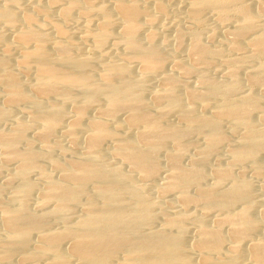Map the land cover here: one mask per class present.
<instances>
[{
  "label": "bare ground",
  "instance_id": "bare-ground-1",
  "mask_svg": "<svg viewBox=\"0 0 264 264\" xmlns=\"http://www.w3.org/2000/svg\"><path fill=\"white\" fill-rule=\"evenodd\" d=\"M185 1L191 23H198L199 12L205 9L225 18L229 6L239 2ZM2 2L0 22L14 27V31L10 38L2 35L3 30L0 32V168L11 164L3 182L5 187L9 185L8 193L3 191L7 195L0 198V264H264V205L259 212L254 210L249 182L241 177L239 169L231 172L229 168L246 163L254 176L264 172V158L256 160L264 154V130L258 127L260 121L264 123V61L257 62L251 74L238 79L261 87L260 97L249 88L238 95L232 69L225 80L210 79L198 71L195 86H185L175 74L193 75V69L176 60L172 62L176 72H164L159 55L136 42L139 19H153L151 10L140 0H107L106 4L50 0L51 4H62V17L73 12L86 21L85 48L84 39H71L62 24L53 23L56 19L49 22V27L61 39L56 37L57 41L48 47V33H42L45 22H38L49 15L47 3L45 7L43 2L35 3L34 15L22 9L18 14L13 11L19 7L18 0ZM148 2L151 9L160 12L156 0ZM251 10L244 3L240 6V18L232 29L229 45L235 51L246 46L252 56L264 57V22H258ZM93 15L98 24L91 29L87 25L93 20L88 17ZM116 26L119 30L115 31ZM185 30L176 31V40H181ZM186 32L190 39L188 55H197L196 59L191 57L196 63L204 65L205 59L223 55L218 48L199 44L195 31ZM145 37L149 42L152 34ZM239 37L246 39L244 44H239ZM115 43L119 50L110 51L111 57L99 62L97 50L109 49ZM134 67L141 73H133ZM26 74L28 81H24ZM157 74L163 86L146 89L143 96L146 77ZM98 99L103 105L96 115L86 114ZM65 105L72 108L74 117L65 120L69 123L67 127L63 125L64 133L72 144L81 139L82 145L76 154L68 149L71 156L61 165L48 154L52 150L62 154L58 144L49 141L35 150L24 131H32L35 125L31 134L36 137L54 132L64 122ZM12 107L27 118L15 117L12 125L4 128ZM173 114L175 124L166 119L168 115L173 118ZM253 117L259 120L257 124ZM218 123L226 127L217 129ZM224 134L231 138L225 139ZM193 136L199 137V145L194 147L189 165L181 166L182 150L194 145ZM185 137L188 138L183 141ZM104 141L111 142L108 153L119 165L103 162L98 145ZM166 145L173 149L160 152L165 175L157 182L163 168L155 154ZM216 145L226 148L224 165L217 163L218 156L213 165L207 163ZM45 160L48 167L58 171V177L41 168ZM31 172L42 183L34 204H48L46 212H32L27 207L32 195L27 175ZM144 181L151 184L155 194L172 195L178 208L195 207V217L180 211L166 212L163 201L155 202L145 192ZM258 189L264 192V186ZM208 214L216 218L204 221ZM51 217L59 224L55 229L48 226L49 219L53 221ZM155 217L160 221L152 226ZM187 223H193L196 229L190 240L185 235Z\"/></svg>",
  "mask_w": 264,
  "mask_h": 264
},
{
  "label": "rangeland",
  "instance_id": "rangeland-1",
  "mask_svg": "<svg viewBox=\"0 0 264 264\" xmlns=\"http://www.w3.org/2000/svg\"><path fill=\"white\" fill-rule=\"evenodd\" d=\"M2 1L3 0H1L0 2H2ZM18 1H19V7H17V9L16 8L13 9V11H15L17 14L20 13L21 12V9H22V11L23 10L24 11L27 10V11H30V13H32V14L35 15V12H34V8L33 7L35 6V3H38V2L39 3H42L43 2V4H41V5H43L44 7L47 6V4L49 5V6H47L48 8L45 7L47 10H49L48 13H49L50 16L48 15V17H47L48 20L46 18H44L43 20L38 19L39 20L38 22L43 23L42 25H44V22H45V25L42 26V33L44 32V35H45L46 32L48 33L47 35L49 37L46 35V41H47L46 44H49V46L47 45L48 47H50L51 45L54 44V42L57 41L56 40V37L58 38V40L61 39V37L59 35L57 36L56 33L52 32L51 31L52 28L49 27L50 24H51V22H53L55 19L57 21L55 20V22H53V23L62 24L63 27H64V30L67 31L66 33H69L68 34L69 37L71 35L70 38L73 39L74 41H78L77 38L79 36H80L79 38H83L84 37V35L86 33L85 30H84L85 29L86 21L83 22L84 19H82L81 17L80 18L77 17L73 12H68L65 15V17H67V19L64 16H63L64 17L63 18L61 16L60 11H59V9L62 8L61 5L62 4L64 5L63 2L59 1L62 4H60L59 2L58 3L55 2L54 3L55 5H54V4L49 3L50 0H48V2H46L47 0H39V1L38 0H18ZM90 1L93 4H95V3L96 4H106L107 3V0H103V1L102 0H98V2L96 0H90ZM100 1H102V3ZM140 1H142V3L144 4V6L146 8H148L149 11L151 10V12H152L151 14L153 15V19L151 21H149V22H145V21L142 22L139 19L140 27H139V31H138V34H137L138 36L136 38V42L138 43L139 46L148 47L151 50L155 51L159 55L160 60H161V68H162V70L164 72H168L169 71L170 73L171 72L172 73H175L176 71L174 70V68L172 66V64H173L172 62H174L176 60L183 61V63L186 65V67L188 66L187 68L193 69L194 74L193 75L188 74L189 76L188 75H182L181 76V75H179L177 73V74H175V77L177 79L182 80L181 82H183L185 84V86H192V85L195 86L194 83H197V82H195L197 80L196 76L199 75L198 74V71L201 72V73H203V74H205L210 79L214 78V79H217L218 80L220 78V80H225L227 71L229 69H232L233 70V72H232L233 73V76L236 79V83H237V90H239V91L241 90L240 92L237 91L238 92V95L239 94H242V92H244V91L247 92L250 89L252 91V93H253L254 96H258V97L261 96L260 95V93L262 92L261 87H257L256 86L257 88H255V86L248 85V83L245 84V82L243 80H241V82L239 80H240V77L241 76L242 77H245V74H251L254 71L253 69H255L256 65L258 64L257 62L264 61V57H262V56H252L250 54V51L247 50V47L245 45H243V46L246 47V48L244 47L245 50H244V48H242L243 50L241 49L239 51H235L234 49H231V47L229 45V40H230V38L232 39V37H233L232 36V31L236 28V25L238 24L237 22L239 21V18H240V16H239V8H240V6L243 3L245 5H247L250 9H252L251 10L252 12H255L256 18L258 19V22H262V21L264 22V11H261V7H260L261 6L260 3H263V5H264V1L263 0H261V1L260 0H241V1L239 0V2L237 1V3L234 2L233 3V6H232V4L229 6V9L231 11L228 10V14H227L228 18H227V16L225 18H221V17H219L218 14L215 15L214 12H212V11L210 12L209 10H206V9L205 10H202V11L199 12L200 21L198 23H191L189 21V19L187 18L186 13H185V7H184V5H185L184 3L186 2L185 0H156L159 3V5H160V12L159 13L153 7H152L153 10L151 9V6L152 5L150 4V2H148L149 0H140ZM257 1H260V3L258 4ZM2 3H4V2H2ZM2 3L0 5H2ZM45 3H47V4H45ZM235 4H236V6H235ZM149 5H150V7H148ZM18 8H20V9H18ZM235 9H237V10H235ZM32 10H33L34 13L31 12ZM155 10H156V13H155ZM17 11H19V12H17ZM54 12H55V14H54ZM51 17H53V18H51ZM70 17H73V18H70ZM94 17H95L94 15L88 17L89 19H91V21L93 20L92 22H90L91 25L90 24L87 25L89 28H91V26H92L91 29H94L97 26V24H98V22H97L98 21V18L95 19ZM49 19H51L52 21L49 20ZM60 19H62V20H60ZM70 19H72V20H70ZM46 20H47V23L48 24L46 23ZM67 20L68 21L70 20V21L68 22ZM49 22H50V24H49ZM46 25H48V26H46ZM117 26L119 27V24H117ZM117 26L115 27V31L116 30H119V28H120V27L118 28ZM43 27H44V30L45 31L43 30ZM0 28H1L0 29V32L3 30L1 32L2 35L4 36V34H5V37L9 36V38L11 37V34L14 31V27H7V26L3 25L1 22H0ZM49 28H51V29H49ZM185 29L190 30V31H193V32L194 31L196 32V40L198 41L199 44H201V45H203L205 47H208V48L211 47L210 49L218 48V49H220L223 52L222 53L223 55L221 57L218 56V57H210L208 59H205V64L204 65L196 63L195 59L197 58V55H195V56L194 55H188L189 54V51H188L189 49L188 48H189L190 39L188 38V35H187V32H186L187 30H185ZM179 30H185V34L183 35V33H182L183 36H181L182 37L181 40L180 39L179 40H176V31H179ZM4 31H6V32H4ZM149 33L152 34V37H151V39H150L149 42H145L146 41V39H145L146 37L145 36H148ZM76 34H78V35H76ZM248 34L250 35L251 33H248ZM249 35H246L247 36V39H248V36ZM246 36H243V37H246ZM243 37L242 38L239 37L240 39L239 38H236V40H238V39L241 40V41L238 40L239 41V44L240 43L241 44H244L243 42L246 41V39L243 38ZM48 38H50V39H48ZM243 39H245V40H243ZM48 40H49V42H48ZM51 41H52V43H51ZM86 45H87V41L84 39L82 41V46L85 48ZM119 48H120V46H119L118 43H115L113 46H111L109 48L110 50L107 47H104L103 49L100 48L99 50H97L96 58L99 60V62H104L103 60H107V58L111 57L110 51L115 52L116 50H119ZM112 55H113V53H112ZM192 56L195 57V59L194 58H191ZM241 56H243V57H241ZM257 57H259V58H257ZM231 58H232V60L233 59H235V60L232 61ZM246 58H248V59H246ZM228 59H229V61H227ZM251 70H253V71H251ZM196 72H197V75L195 76ZM133 73L139 74L141 72H140V69H136V67H134V72ZM25 76H24V81H28L29 75L26 74ZM158 76L160 77L159 74H157V76L156 75H154V76L153 75H150V76H147L148 78L146 77L145 82H144V86L145 87L142 90L143 96H144V94L148 90L158 89L159 86L160 87L163 86L164 83L161 81V78H158ZM149 77H151V78H149ZM263 78H264V76H263ZM146 83H147V86H146ZM187 84H189V85H187ZM151 87H153V88H151ZM146 89H148V90L146 91ZM246 89H248V90H246ZM178 93L180 94V90H179ZM98 100L99 101L95 100L96 102L94 101L95 103L93 102L92 103V106L90 105L89 109L86 110V114L89 113L88 115L92 116L95 113L94 115H96V111H98V108L100 106L102 107V105H103V102H101L100 99H98ZM153 106H155V105H153ZM263 106H262V108L264 110V107ZM71 110H72V108L70 106H66L65 107V111L67 113H66V115L64 117L65 119H63L64 122L61 123L62 125H59L60 127L58 126L54 130V132L51 131L47 135H45L43 137H36L34 134L33 135L31 134V132L34 133L33 130H35V128H36L35 125H34V128H33L32 131H30V130H25L24 131L25 138L28 140V143L30 144V146L32 148H34L35 150H37V148H39L40 146H42L44 143L45 144L47 142L49 143V141L58 144L61 147L62 151H63V152L61 151L62 154H60V151H57V150H52L48 154L50 155V158L53 159L55 162L60 163V164L62 163L61 165H63L64 163H66V161L71 156V154H67L68 151L70 153L72 152L73 154L79 153V151H81V148H80L81 145H82L81 139H79V141H78V139L75 140L74 141V144L75 145H74V144L71 143V141L68 140V138L66 137L67 136L66 133H64V132H66V130H65L66 127H67L66 124L69 123L68 121H71V119H73L72 118L73 113H72ZM9 114L12 117L10 116V118L7 120V122L5 121V123H3V125H4L3 127L4 128H7V127L11 126L12 125L11 124V121L13 119L21 118V119H25L26 120V118H27V116L24 113H22V111H20L18 108H15V107H12V108L9 109ZM170 115H172V114H170ZM170 115H168V117L166 116L167 117L166 119L169 122L174 123L175 122L174 114H173V118ZM67 119H68V121H65ZM252 120H254V123L255 124L258 123V122H255V121H259V120L255 119V117H253ZM119 121H120V118H119ZM260 123L262 124L263 122L260 121L258 123L259 124L258 127H261L264 130V123L262 125ZM31 125H33V124L31 123ZM63 125H65L66 127L63 126ZM224 125H223V123H218L217 126H216V128L222 130L224 127H226ZM224 135H225V139L231 138L230 135L229 136L227 134H224ZM187 138L185 137V139H183V141L184 140L186 141ZM194 138H196V139H194ZM198 138L199 137L193 136L192 139L194 141H192V142H193V144L195 146L193 145V146H190V147L189 146L188 147H184V149L182 150L183 151L182 152L183 155L181 156L182 158L179 159V162H180V165L181 166L186 167V166L189 165V162H190L189 159H191V156L195 152V148L194 147H197L196 145H199V141L197 140ZM40 142H42V143H40ZM69 143H71V144H69ZM109 143L111 144V142H109V141H107V143H106V141H104V142H102V143H100L98 145V148L102 151V155H101L102 160H103V162L105 164L108 163L107 164L108 166H110L111 164H113L114 166H117L119 164L116 162V160L113 157H110V154L108 153L109 150H110ZM38 145H39V147H38ZM166 146H168V145H166ZM166 146L161 147L156 152V154H155V158L157 160H160L159 161L160 166L162 165L161 167L163 168V169H161L160 175H158V177H156L157 182H159L158 180L161 181L160 178L165 175V172H164L165 171L164 161H162L163 160V157H161L162 154L160 152L163 149H165V148H167V149L170 148L169 150H172L173 149V147L171 145L168 146V147H166ZM225 149H226L225 147L223 149V146L222 145H216L214 147V150H215V154L216 155L214 154L213 155V158L211 160L209 159L207 161L208 165L209 164L210 165L211 164L213 165V163H215L214 160L216 159V161H217V158H218L217 163L218 164H221V165H224L225 164L224 162L226 161L225 155L227 154V152H226ZM103 152H107L108 155L106 153H103ZM63 153H65V154H63ZM262 153H264V152H262ZM189 154H190V156H189ZM263 155L264 154L258 155V157L260 159L259 158L256 159L257 162L261 161V159L264 158ZM62 156H65L67 159L65 157L63 158ZM67 156H69V157H67ZM64 159H65V161H64ZM109 162H110V164H109ZM235 165H230V167H229L231 169L230 171L231 172H235V170H238L239 169L241 171V177L244 180H246V181L249 182V184H250V190H251V196H252V198L250 199V201H252L254 203V205L256 204L255 207H254L255 208L254 210H258V212H259V210L262 209L261 206L264 205V192H262L260 189H258V188L264 186V172L262 173V175L259 174L258 176H256V175L254 176L252 170H250L249 167H248V169L246 168V163H239V164H235ZM7 167H8V169H5ZM243 167L246 168V169H244ZM10 168H11V164L6 165L5 167H3V169H2V167L0 168V172H1L0 173V183H1L0 186L2 185L3 182L4 183L6 182V180L4 178L6 177V175L8 173L7 171ZM41 168L45 172H47L48 174L53 175V177H58V174H56V173H58V171L56 169H52L51 166L48 167L47 160L41 162ZM242 168H243V172H242ZM123 170L126 171V173L128 172L129 174H131V172L126 167H123ZM3 172H5V173H3ZM35 176L36 175L34 173H32V172H31V174L27 175L28 180L32 184V195L30 196V200H28V203L29 204H27V207H29V209L33 210L32 212H36V211H37V213H41L43 211L46 212L48 210V208H49L48 207V204L42 205V206H38V207L36 206V204H34V203H36L35 202V199L37 201V195H36V193H37V191H39L38 188H40L41 187V184H42L41 181L38 179V177H36L37 178L36 179ZM3 180H5V181H3ZM4 183H3V185H4ZM6 185H7V183H6ZM144 186H145V189H146L145 192L150 197L151 196L153 197V198L151 197L152 200L154 199L153 201H155V202L160 201V203L162 201L164 202L161 205H162L163 208L165 207L164 209H165L166 212H172V211L173 212L174 211L179 212L180 211V213L182 212V213H185L187 215L188 214L189 215H192V214L195 215L194 214V213H196L195 212L196 211L195 210L196 209L195 207H193V206H187V207H185V209L184 208H181L180 209V208H178L179 207L178 203L175 202V199L174 198H172V195L171 196H170V194H168V195H166V194L158 195L157 192H156V194L158 195L157 196L155 194V191H153L154 188L153 189H152V187L150 188L151 184L150 183H147V181H144ZM3 187H5V185ZM3 187H2V193L3 194H1V197H0V198H2V200L7 195L5 193H8L7 188H9V185H8V187L6 186L7 188L5 187L7 191L4 190L5 188L3 189ZM151 189H152L153 192L151 191ZM34 191H36V192H34ZM33 199H34V201H33ZM73 210L75 211L76 209H73ZM193 215H192V217H195ZM214 216L212 214L211 215L208 214V215H206L204 217L205 218L204 221L206 220L207 222H211L212 221L211 219H215L216 218V216H215V218H214ZM53 218H52L53 221H51V219H49V221H48L49 222L48 223V226H49L50 229H53V228L55 229V227L57 228V226H59V224L57 223V220H55L56 218L55 217H53ZM158 219L159 218H156L155 217L152 220V223H153L152 226H154L158 221H160ZM262 228L264 229V226ZM195 230L196 229H195V226H194L193 223H187V225H186V231H185V235H186L187 239H188L189 236H192L194 234ZM190 239L191 238L189 237L188 240H190ZM193 260H196V259L193 258Z\"/></svg>",
  "mask_w": 264,
  "mask_h": 264
}]
</instances>
